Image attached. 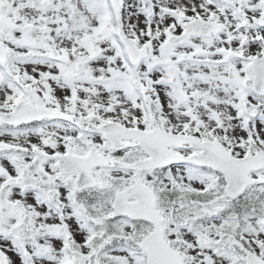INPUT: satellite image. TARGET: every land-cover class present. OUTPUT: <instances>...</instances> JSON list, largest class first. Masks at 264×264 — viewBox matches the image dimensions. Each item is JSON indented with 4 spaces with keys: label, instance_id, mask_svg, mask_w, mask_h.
Returning <instances> with one entry per match:
<instances>
[{
    "label": "snow or ice",
    "instance_id": "6c2138e0",
    "mask_svg": "<svg viewBox=\"0 0 264 264\" xmlns=\"http://www.w3.org/2000/svg\"><path fill=\"white\" fill-rule=\"evenodd\" d=\"M0 264H264V0H0Z\"/></svg>",
    "mask_w": 264,
    "mask_h": 264
}]
</instances>
